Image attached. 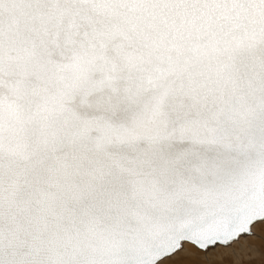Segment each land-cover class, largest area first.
Masks as SVG:
<instances>
[{
	"label": "snow or ice",
	"instance_id": "6c2138e0",
	"mask_svg": "<svg viewBox=\"0 0 264 264\" xmlns=\"http://www.w3.org/2000/svg\"><path fill=\"white\" fill-rule=\"evenodd\" d=\"M0 264H264V0H0Z\"/></svg>",
	"mask_w": 264,
	"mask_h": 264
}]
</instances>
